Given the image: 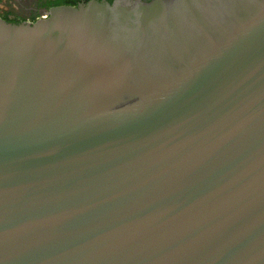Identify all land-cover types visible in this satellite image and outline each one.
I'll use <instances>...</instances> for the list:
<instances>
[{
	"label": "water",
	"instance_id": "1",
	"mask_svg": "<svg viewBox=\"0 0 264 264\" xmlns=\"http://www.w3.org/2000/svg\"><path fill=\"white\" fill-rule=\"evenodd\" d=\"M0 264H264V0L0 17Z\"/></svg>",
	"mask_w": 264,
	"mask_h": 264
},
{
	"label": "flooded vegetation",
	"instance_id": "2",
	"mask_svg": "<svg viewBox=\"0 0 264 264\" xmlns=\"http://www.w3.org/2000/svg\"><path fill=\"white\" fill-rule=\"evenodd\" d=\"M48 1L51 0H0V16L11 13V17H15L21 21H30L33 16L41 18L45 16V12L47 11L45 3ZM18 9H24L26 13L19 14L20 10Z\"/></svg>",
	"mask_w": 264,
	"mask_h": 264
},
{
	"label": "trees",
	"instance_id": "3",
	"mask_svg": "<svg viewBox=\"0 0 264 264\" xmlns=\"http://www.w3.org/2000/svg\"><path fill=\"white\" fill-rule=\"evenodd\" d=\"M88 0H51L45 3V6L47 7V10L50 9L51 7L55 6H62V5H67V6H76L81 2H87ZM108 2H112L113 0H107ZM10 13V12H9ZM11 14V13H10ZM10 14H7L5 16H0L2 19L6 20L7 22H12V23H19L22 22L21 20L11 17ZM38 18L36 16H33V18L30 20L31 22L36 21Z\"/></svg>",
	"mask_w": 264,
	"mask_h": 264
},
{
	"label": "rangeland",
	"instance_id": "4",
	"mask_svg": "<svg viewBox=\"0 0 264 264\" xmlns=\"http://www.w3.org/2000/svg\"><path fill=\"white\" fill-rule=\"evenodd\" d=\"M22 5H23V3H22ZM23 6H24V5H23ZM18 10H20V11H19V12H20L19 14H21V13H22V14H23V13H26L24 9H18Z\"/></svg>",
	"mask_w": 264,
	"mask_h": 264
}]
</instances>
